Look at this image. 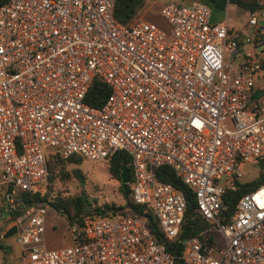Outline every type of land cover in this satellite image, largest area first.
<instances>
[{
  "label": "built area",
  "instance_id": "obj_1",
  "mask_svg": "<svg viewBox=\"0 0 264 264\" xmlns=\"http://www.w3.org/2000/svg\"><path fill=\"white\" fill-rule=\"evenodd\" d=\"M113 5H0V239L15 226L18 264H173L126 209L79 213L68 224L69 245L47 249L45 203L15 200L19 191L44 189L50 150L85 161L122 150L132 200L151 209L165 239L177 237L186 201L155 178L156 168L170 167L193 193L205 227L184 238L182 264H264V182L239 180L244 163L264 158V95L249 105L263 68L264 9L251 8L242 28H229L199 0H163V28L142 18L123 25ZM93 76L110 89L99 106L84 101ZM237 188L228 211L222 194ZM213 231L221 249L200 239Z\"/></svg>",
  "mask_w": 264,
  "mask_h": 264
},
{
  "label": "trees",
  "instance_id": "obj_2",
  "mask_svg": "<svg viewBox=\"0 0 264 264\" xmlns=\"http://www.w3.org/2000/svg\"><path fill=\"white\" fill-rule=\"evenodd\" d=\"M7 0H0V5L5 3ZM214 1V0H211ZM230 1V0H228ZM240 2V0H232ZM203 3L207 4L211 10L212 5L207 1L202 0ZM224 0H221L214 6L222 7ZM146 0H114L113 5V17L123 25H130L139 12L144 8ZM253 7H250V9ZM134 19V20H133ZM264 66V60L262 61ZM108 85L99 77L93 76L88 84L84 101L92 106H99L109 94ZM264 95V91L253 89L249 96V105L256 104L257 99ZM81 157L77 154H73L67 157H63L58 151L50 150L45 155V169H46V183L44 189L41 192H25L19 191L15 195V200H20L24 205L31 203H46L50 205L54 210L63 214L70 222L73 217L79 213L85 212L87 214L105 215L109 212L126 209V212L132 215L140 216L147 226L151 236L158 243H163L165 250L173 256V264H182L180 254L184 246V238L188 234H195L205 227L203 221L198 217L195 210L194 196L191 190L178 179L170 167L162 165L156 168L154 176L158 181L169 183L174 189L180 191L186 201L185 217L186 219L180 225L179 233L174 239H165L159 229L156 218L154 217L150 208L134 203L130 194L129 184L132 179L130 158L122 150L114 151L106 159V170L111 178L118 181V192L123 199L122 205L102 204L101 207H91L89 200L85 196L74 195L70 197L60 196L59 193L50 194L51 187L55 181L63 183L69 178H74L78 182L83 181L78 166L81 163ZM258 164L261 167L262 173H264V158L261 159ZM70 165H74L69 167ZM120 166H124L128 169V181L122 183L120 181ZM262 183V182H261ZM242 193L240 188L235 190H226L222 194V202L227 206V210L230 211L239 195ZM1 233V230H0ZM200 239L204 244L214 243L210 234H202ZM3 246L0 243V248Z\"/></svg>",
  "mask_w": 264,
  "mask_h": 264
},
{
  "label": "rangeland",
  "instance_id": "obj_3",
  "mask_svg": "<svg viewBox=\"0 0 264 264\" xmlns=\"http://www.w3.org/2000/svg\"><path fill=\"white\" fill-rule=\"evenodd\" d=\"M163 0L151 2L146 0L144 8L139 12L135 18H142L151 20L163 28H167L166 22L158 15L159 3ZM187 3L191 0H176ZM202 2V0H199ZM212 5V19H222L227 22L228 26H244L246 22L245 10H249L253 2H260L264 5V0H240L228 1L224 0L223 6H214L221 0H204ZM244 8V9H243ZM134 20V19H133ZM253 83L257 90L264 91V66L262 72L256 74L253 78ZM106 160L104 161H85L81 160L78 168L83 176V181L80 183L74 178H69L63 183L55 181L51 187L50 194L59 193L60 196L70 197L74 195L85 196L91 207L102 204L122 205L123 199L118 192V181L111 178L106 170ZM74 166L70 165L69 167ZM244 186H255L264 182V173L258 163H244L242 166V176L239 178ZM47 182V181H46ZM44 229H43V243L47 249H57L69 245V231L65 216L60 212L54 210L50 205L44 204ZM85 213V212H82ZM87 214V213H86ZM5 215L0 216V230H2ZM214 244L218 249L223 247V239L217 232H210ZM0 243L3 245L0 248V263L4 264H18V257L20 254L19 246L14 242L12 236L1 238ZM216 256L217 253L215 252Z\"/></svg>",
  "mask_w": 264,
  "mask_h": 264
},
{
  "label": "water",
  "instance_id": "obj_4",
  "mask_svg": "<svg viewBox=\"0 0 264 264\" xmlns=\"http://www.w3.org/2000/svg\"><path fill=\"white\" fill-rule=\"evenodd\" d=\"M119 176H120V181L122 183H127V181H128V169L126 167H124V166H120ZM14 232H15V226L13 225V226L9 227L5 232H3L1 237L2 238L9 237Z\"/></svg>",
  "mask_w": 264,
  "mask_h": 264
},
{
  "label": "crops",
  "instance_id": "obj_5",
  "mask_svg": "<svg viewBox=\"0 0 264 264\" xmlns=\"http://www.w3.org/2000/svg\"><path fill=\"white\" fill-rule=\"evenodd\" d=\"M252 6H254V7H258V8H263L264 9V5L262 4V3H260V2H253V4H252ZM244 9V8H243ZM250 10V9H249ZM249 10H245L244 9V14H245V17H247V13H248V11ZM212 16V15H211ZM211 20L212 21H220V20H222V19H212V17H211ZM226 24H227V22H226ZM228 26V25H227ZM229 28H241V26H233V25H231V26H228ZM2 245V244H1ZM3 246V245H2Z\"/></svg>",
  "mask_w": 264,
  "mask_h": 264
}]
</instances>
